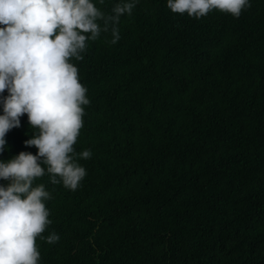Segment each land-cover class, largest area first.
Masks as SVG:
<instances>
[{
  "label": "trees",
  "instance_id": "trees-1",
  "mask_svg": "<svg viewBox=\"0 0 264 264\" xmlns=\"http://www.w3.org/2000/svg\"><path fill=\"white\" fill-rule=\"evenodd\" d=\"M117 27L71 61L90 101L74 148L92 155L75 191L35 182L39 264H264V0L200 19L139 0ZM35 131L23 116L0 160L35 155Z\"/></svg>",
  "mask_w": 264,
  "mask_h": 264
},
{
  "label": "clouds",
  "instance_id": "clouds-1",
  "mask_svg": "<svg viewBox=\"0 0 264 264\" xmlns=\"http://www.w3.org/2000/svg\"><path fill=\"white\" fill-rule=\"evenodd\" d=\"M138 2L117 0L105 15L94 0H0V155L25 115L36 131L24 144L38 150L0 160L6 182L0 183V264L40 262L36 239L51 224L45 204L51 195L35 182L48 175L52 184L75 191L85 178L78 161L92 153H77L74 145L90 101L71 61L82 60L87 42L109 26L115 44L121 16L131 15ZM167 7L196 19L213 10L239 18L250 0H167ZM42 238L49 244L60 239L55 232Z\"/></svg>",
  "mask_w": 264,
  "mask_h": 264
}]
</instances>
